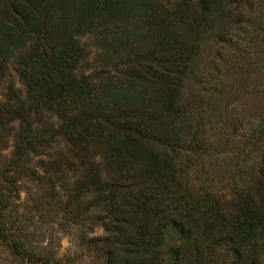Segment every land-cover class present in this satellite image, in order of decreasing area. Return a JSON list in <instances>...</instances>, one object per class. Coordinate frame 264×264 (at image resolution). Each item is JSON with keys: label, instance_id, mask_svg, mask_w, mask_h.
Segmentation results:
<instances>
[{"label": "trees", "instance_id": "16d2710c", "mask_svg": "<svg viewBox=\"0 0 264 264\" xmlns=\"http://www.w3.org/2000/svg\"><path fill=\"white\" fill-rule=\"evenodd\" d=\"M185 1L196 25L205 19L207 23L216 5L232 4ZM150 8L149 0H0V82L13 61L25 88L23 101L16 99L0 110L1 126L14 120L19 125L11 158L0 169L7 190H0L1 207H7L15 176L33 174L31 158L48 161L44 172H59L62 162L78 160L83 177L76 189L91 194L107 215L101 242L104 264H209L206 241L215 246L227 241L236 258L250 252H243L250 244L264 255L261 205L243 198L222 211L209 197L182 189L183 179L162 149L169 137L178 139L173 124L180 78H172L169 67L155 71L161 89L147 104L136 93L115 92L111 84L95 85L91 77L77 76L83 58L79 38L96 26L145 15ZM176 42L171 36L161 43L165 64ZM110 103L118 109L105 115ZM147 106L155 111L147 114L159 123L158 129L137 115H144ZM9 174L13 180L11 175L5 179ZM6 232L0 226V241L16 258L59 264L7 240ZM170 235L175 238L169 242Z\"/></svg>", "mask_w": 264, "mask_h": 264}, {"label": "rangeland", "instance_id": "374dc122", "mask_svg": "<svg viewBox=\"0 0 264 264\" xmlns=\"http://www.w3.org/2000/svg\"><path fill=\"white\" fill-rule=\"evenodd\" d=\"M149 2L145 15L96 26L79 38L83 58L77 76L91 77L95 85L111 84L115 92L136 93L147 104L161 89L155 71L169 67L172 78H180L173 124L178 139L176 143L169 137L162 149L183 179L182 189L209 197L222 211L243 198L264 208V0L216 5L207 23L205 19L199 25L193 23L185 0ZM171 36L178 42L168 65L161 43ZM16 99H25V88L10 61L0 82V110ZM113 109L118 105L110 103L105 115ZM149 111L155 114L148 106L144 115L137 114L148 125L154 123ZM153 126L158 129L159 123ZM18 128L15 120L0 125V169L11 158ZM31 160L34 175H16L6 209L0 203V226L7 230V240L59 264H104L101 242L107 215L91 194L76 189L83 177L79 161L62 162L59 172H44L45 158ZM94 161L101 166L100 159ZM0 190L7 191L1 180ZM208 243L209 264H264L258 245L244 247V253H251L236 258L227 241ZM0 264L33 263L16 258L0 241Z\"/></svg>", "mask_w": 264, "mask_h": 264}]
</instances>
